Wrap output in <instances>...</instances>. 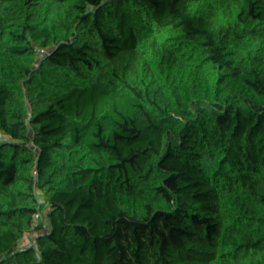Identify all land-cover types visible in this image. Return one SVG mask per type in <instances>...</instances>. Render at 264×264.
I'll use <instances>...</instances> for the list:
<instances>
[{"label": "trees", "instance_id": "obj_1", "mask_svg": "<svg viewBox=\"0 0 264 264\" xmlns=\"http://www.w3.org/2000/svg\"><path fill=\"white\" fill-rule=\"evenodd\" d=\"M0 264H264V0H0Z\"/></svg>", "mask_w": 264, "mask_h": 264}, {"label": "built area", "instance_id": "obj_2", "mask_svg": "<svg viewBox=\"0 0 264 264\" xmlns=\"http://www.w3.org/2000/svg\"><path fill=\"white\" fill-rule=\"evenodd\" d=\"M242 1L243 0H227L228 3H241ZM232 18L235 21H242V22H244L245 25H246V29H247L248 32H252L253 31L252 30V25L250 24L249 15L247 14V12L245 10H242L240 12L234 13V15L232 16ZM120 50H122V49L120 48L118 50V52H120ZM118 57L120 58V56H118ZM58 111H59L60 114L63 112L62 103L58 106Z\"/></svg>", "mask_w": 264, "mask_h": 264}, {"label": "rangeland", "instance_id": "obj_3", "mask_svg": "<svg viewBox=\"0 0 264 264\" xmlns=\"http://www.w3.org/2000/svg\"><path fill=\"white\" fill-rule=\"evenodd\" d=\"M131 51L127 50L126 48H123L122 50H120V52H118V56H120V59L122 60V62H125L127 60V58L130 56ZM77 109H81V107H77ZM63 113V112H62ZM62 115H60L59 118H61ZM79 120L83 121L87 119V114L85 111H82L79 115Z\"/></svg>", "mask_w": 264, "mask_h": 264}]
</instances>
